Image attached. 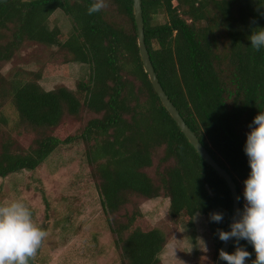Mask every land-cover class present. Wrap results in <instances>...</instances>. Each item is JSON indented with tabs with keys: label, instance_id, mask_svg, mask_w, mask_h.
Here are the masks:
<instances>
[{
	"label": "trees",
	"instance_id": "1",
	"mask_svg": "<svg viewBox=\"0 0 264 264\" xmlns=\"http://www.w3.org/2000/svg\"><path fill=\"white\" fill-rule=\"evenodd\" d=\"M92 2L0 0V65L24 48L43 47L56 49L65 64L90 69L89 79L76 81L73 90L40 86L57 70L51 65L0 74V178L34 171L59 147L80 143L123 264H162L165 235L141 228L136 203L158 198L168 200L169 218L185 229L193 228L195 216L223 214L222 222H209L216 257L223 243L216 230L227 231L231 215L230 191L152 87L139 55L132 0H107L108 7L88 15ZM141 8L156 77L185 124L232 178L242 211L243 181L250 172L246 135L264 111V48L253 49L248 37L264 28V0H141ZM56 11L70 21L66 40L49 25ZM65 117L80 128L62 139L53 132ZM15 133L30 134V144L21 146ZM239 244L251 254L246 264H252L253 247L243 239ZM234 251L233 240L228 253Z\"/></svg>",
	"mask_w": 264,
	"mask_h": 264
},
{
	"label": "rangeland",
	"instance_id": "2",
	"mask_svg": "<svg viewBox=\"0 0 264 264\" xmlns=\"http://www.w3.org/2000/svg\"><path fill=\"white\" fill-rule=\"evenodd\" d=\"M49 25L51 28L57 26L64 40L70 36V21L62 12L56 11ZM47 65L57 70L39 81L45 91L58 87L73 90L76 81L89 79V66L65 64L56 49L43 47L24 48L11 62L0 65V74L8 77L12 71L38 72ZM79 125L65 117L53 133L64 139L76 132ZM2 133L0 127V137ZM13 136L23 147L32 139L27 133ZM156 165L157 159L147 171L150 175ZM16 200L31 210L33 221L48 233L32 264H123L103 215L82 144L59 147L34 171H20L0 178V204ZM136 203L142 213L141 228L145 231L157 228L165 235L166 245L159 256L162 264H216L209 217L195 216L190 230L172 223L167 199L138 200ZM131 209L127 207L126 211ZM203 246L207 247V252L202 250Z\"/></svg>",
	"mask_w": 264,
	"mask_h": 264
},
{
	"label": "clouds",
	"instance_id": "3",
	"mask_svg": "<svg viewBox=\"0 0 264 264\" xmlns=\"http://www.w3.org/2000/svg\"><path fill=\"white\" fill-rule=\"evenodd\" d=\"M106 7L107 0H93L87 14L99 13ZM248 40L256 51L264 48V28L252 31ZM249 128L244 145L250 167L249 175L243 181L245 204L242 211L237 210L238 219L229 225V231L216 230L222 242L234 240L235 243L233 253L219 251V258L226 264H246L249 260L251 254L239 244L241 239L253 247L255 259L252 264H264V111L253 118ZM209 218L220 223L224 217L222 213L213 212ZM47 235L33 221L31 210L22 201L0 204V264H30ZM202 250L207 252V247L203 246Z\"/></svg>",
	"mask_w": 264,
	"mask_h": 264
},
{
	"label": "water",
	"instance_id": "4",
	"mask_svg": "<svg viewBox=\"0 0 264 264\" xmlns=\"http://www.w3.org/2000/svg\"><path fill=\"white\" fill-rule=\"evenodd\" d=\"M132 8H133V15L135 20V25L137 29V46L139 50V55L143 64V68L145 73L147 74L149 81L154 88L160 102L162 103L163 107L167 110L171 118L174 120L182 134L188 140L189 144L193 147L197 155L208 165L210 166L226 183L232 199V210L231 215L227 227V231L230 230L229 225L233 222V220L238 219L237 210H240V203L237 199L238 192L236 186L230 177V175L221 168L215 160L209 155L206 149L202 146L199 142L197 137L194 133L189 129V127L185 124L183 119L181 118L179 112L174 107V105L168 99V96L163 91L156 74L154 72L153 66L150 61V57L148 51L145 46L144 41V33H143V18H142V8H141V0H132ZM233 240H229L228 242H223L219 251L223 250L225 252L229 251L230 245L232 244ZM219 251L217 254L216 264H224L225 261L219 258Z\"/></svg>",
	"mask_w": 264,
	"mask_h": 264
}]
</instances>
